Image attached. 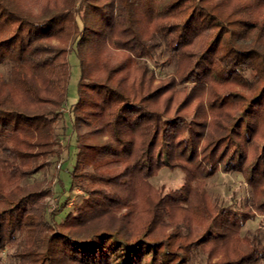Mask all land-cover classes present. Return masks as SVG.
Returning a JSON list of instances; mask_svg holds the SVG:
<instances>
[{
  "label": "trees",
  "instance_id": "16d2710c",
  "mask_svg": "<svg viewBox=\"0 0 264 264\" xmlns=\"http://www.w3.org/2000/svg\"><path fill=\"white\" fill-rule=\"evenodd\" d=\"M162 47L174 70L157 81L147 60ZM70 53L79 73L70 191L86 198L55 222L49 189L24 180L61 157ZM0 67L8 264L264 259L258 232L241 236L264 216V0H0ZM163 168L182 171L179 188L152 186ZM218 171L242 176L250 205L209 197L205 181Z\"/></svg>",
  "mask_w": 264,
  "mask_h": 264
},
{
  "label": "rangeland",
  "instance_id": "374dc122",
  "mask_svg": "<svg viewBox=\"0 0 264 264\" xmlns=\"http://www.w3.org/2000/svg\"><path fill=\"white\" fill-rule=\"evenodd\" d=\"M169 59V53L161 49L154 52L152 59L147 60L148 66L153 70L157 81H161L168 77L174 70V64L166 62ZM71 76L66 82L65 88L67 99L61 109V118L56 126V134L59 137L62 148L61 157L50 159V164L40 170L31 178L24 180L26 185H34L41 183L43 188H48L50 194L43 199L46 205L47 213H53L58 210L54 217L55 222H61L68 212H71L74 206L86 198L83 188L76 186L70 191L71 171L76 156L75 139L76 135L72 129L71 107L76 101V86L79 77L77 60L73 53L68 56ZM7 69L0 67V76H6ZM160 82L154 85L159 86ZM82 131H86L83 129ZM183 173L179 169L169 170L161 169L155 177H151L149 182L155 188L162 189L164 193L175 190L180 187L183 182ZM35 182V183H34ZM205 188L209 197L223 207H231L240 209L243 205H250L252 193L249 186L245 183L240 174L224 173L218 171L213 177L207 179ZM66 203V207L59 208ZM60 209V210H59ZM47 220H50L46 215ZM258 232L261 241L264 243V216L256 215L252 220H248L241 229V236H247L251 233ZM11 250L0 253V263L8 264L12 262L9 253ZM205 256L199 254L193 260V264H203ZM259 264H264V259Z\"/></svg>",
  "mask_w": 264,
  "mask_h": 264
}]
</instances>
